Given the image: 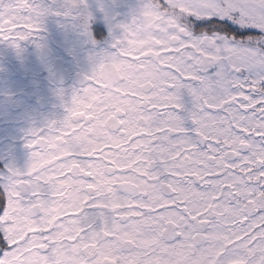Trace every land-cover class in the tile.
<instances>
[{"label": "snow or ice", "instance_id": "1", "mask_svg": "<svg viewBox=\"0 0 264 264\" xmlns=\"http://www.w3.org/2000/svg\"><path fill=\"white\" fill-rule=\"evenodd\" d=\"M159 7L169 0L115 25L111 52L136 62L154 49L164 74L126 93L130 119L96 63L67 114L26 133L31 162L0 181V264H264V49L249 39L256 28L264 41V0H174L164 23ZM48 11L0 0V40L18 47Z\"/></svg>", "mask_w": 264, "mask_h": 264}, {"label": "rangeland", "instance_id": "2", "mask_svg": "<svg viewBox=\"0 0 264 264\" xmlns=\"http://www.w3.org/2000/svg\"><path fill=\"white\" fill-rule=\"evenodd\" d=\"M5 2H11V0H5ZM145 2L147 0H83L81 3V0H76L75 5L71 6L68 0H29V3L33 5L49 9L40 17L39 29L32 36L19 41L18 47H13L8 41L0 40V181L9 174V167H14L21 172L26 170L31 162L30 150L26 147V133L30 128L40 127L48 120L62 119L67 114L66 106L70 104L73 89L79 88L83 77L94 67L93 63L85 59L83 61L75 59L78 58L75 52L80 49L81 44L73 45L70 40L69 46H75L72 50L75 57L72 59L63 57L62 53L65 56L71 53L64 47H62L63 52L60 50L57 55L58 47L54 49L57 40L59 41L64 33H69V30L73 29L72 25L84 23L85 16H90L89 22H104L107 25V33L119 37L122 29L115 25L128 23L132 15ZM65 12L67 15L64 14ZM103 18L104 21H101ZM228 23L241 32H245L246 28H252L251 25L241 26L231 20H228ZM85 32L88 34L89 42L94 44L91 47L94 54H104L112 50L108 49L111 41L107 43V39L96 40L91 36V30ZM258 33V29L252 28L249 39L257 48L264 49V43L261 44L260 40L255 38ZM86 38L81 42H85ZM43 47L50 50L49 56L41 55ZM146 51L152 52L155 57L156 50ZM59 56L61 61L58 60ZM73 66L78 67L80 74L76 71L68 76H62L61 79L60 76L55 77L60 68L67 72ZM140 67L143 68L144 65ZM250 76L251 72L248 70L243 73L244 78ZM124 89L127 88L114 89L121 99L112 105L114 111L126 119L124 116L126 106L131 103L129 98L132 96L126 95L128 92L124 93ZM107 95L111 96L112 93ZM181 101L184 109L191 107V97L186 93L181 96ZM179 114L183 116L186 113L180 111ZM105 123L106 121H94L91 135L95 136L105 131ZM185 127L190 128L191 122L185 121Z\"/></svg>", "mask_w": 264, "mask_h": 264}, {"label": "clouds", "instance_id": "3", "mask_svg": "<svg viewBox=\"0 0 264 264\" xmlns=\"http://www.w3.org/2000/svg\"><path fill=\"white\" fill-rule=\"evenodd\" d=\"M174 0H169V7H159L154 9L160 15V22L164 23L166 18L174 17L175 13L172 11L171 3ZM151 17L140 16L139 24L140 31L139 35L143 36L145 39L151 34L152 27L149 21ZM165 26H167L165 24ZM99 63H105L106 71L102 74V79L104 80L105 87L102 89L103 92L112 93L111 96H107V101L109 103H118L121 99L118 93L114 92L116 88H128L143 91L145 90L141 85L144 84V80L150 74L156 79H163L164 74L159 67L157 58L149 56L141 61H130L129 59L121 56L119 51L108 52L104 56L100 57ZM114 64L120 65V72L117 73L113 68ZM143 64L144 67L141 68L140 65ZM131 103L126 106V112L124 114L126 119H130L133 115L132 109L135 107V101L129 98ZM67 113V111H66ZM100 135L97 133L95 136ZM82 141L79 139L73 140V147H79Z\"/></svg>", "mask_w": 264, "mask_h": 264}, {"label": "flooded vegetation", "instance_id": "4", "mask_svg": "<svg viewBox=\"0 0 264 264\" xmlns=\"http://www.w3.org/2000/svg\"><path fill=\"white\" fill-rule=\"evenodd\" d=\"M101 21H104V18L101 20ZM69 24V22H68ZM230 24V23H229ZM70 25H72V23H70ZM106 24L104 22H89L87 24V28H85V22L84 23H80V24H75L74 26L72 25L73 29L69 30V33H64L63 37L61 39H59V41L57 40V43L54 45V49H56L57 47V55L59 53V51L61 50V52H63L62 50V47H64V49H68L71 53H69L68 56H65L63 53H62V56L63 57H68V58H74L75 57V53H76V57L78 58H75V59H79L78 61H80V59H82V61L85 59L87 60L88 62H90L93 66L94 64H99L98 60L100 59V57L103 55V54H99V53H93L91 50L94 46L93 43L89 42V39H88V34L85 32L86 30H91V36L94 37L96 40H101V41H104L106 40L107 43H109V41L112 42L113 38L115 37L114 34H111V33H107L108 29H106ZM232 27L234 28V26L232 25ZM105 30V31H104ZM62 36V34H61ZM86 38V41L85 42H81L82 40H84ZM70 40V43H72L73 45H78V44H81L80 45V49H78V51H76L75 53L72 52V50L74 49L73 46H69L68 44V41ZM105 41V42H106ZM261 44H263L264 42L263 41H260ZM112 44V43H111ZM110 44V45H111ZM67 46V47H66ZM73 47V48H72ZM45 49L48 50V53L46 55H43L41 53V55L43 57L45 56H49L50 54V50L47 48V47H43ZM42 48V49H43ZM109 50L112 49L111 46H109L108 48ZM42 52V50H41ZM42 57V58H43ZM59 61L60 60V56L58 58ZM61 63V62H60ZM58 64V63H57ZM113 68L115 69V71L117 73L120 72V67L118 64H114L113 65ZM76 71H78V67H74L72 69H69L67 72L63 69L60 68V70L57 71V73L55 74V77L58 78L60 76V79L62 78V76H68L70 73H75ZM79 72V71H78ZM80 74V72H79ZM78 74V75H79ZM141 87H143V85H141ZM130 89H124V93L126 92H129Z\"/></svg>", "mask_w": 264, "mask_h": 264}, {"label": "water", "instance_id": "5", "mask_svg": "<svg viewBox=\"0 0 264 264\" xmlns=\"http://www.w3.org/2000/svg\"><path fill=\"white\" fill-rule=\"evenodd\" d=\"M41 53H42L43 55H46V54L48 53V50L45 49V48H43Z\"/></svg>", "mask_w": 264, "mask_h": 264}, {"label": "trees", "instance_id": "6", "mask_svg": "<svg viewBox=\"0 0 264 264\" xmlns=\"http://www.w3.org/2000/svg\"><path fill=\"white\" fill-rule=\"evenodd\" d=\"M246 35H249V34L246 32Z\"/></svg>", "mask_w": 264, "mask_h": 264}]
</instances>
